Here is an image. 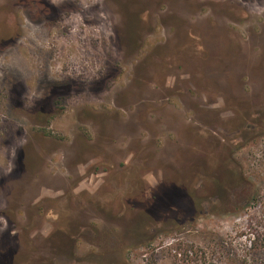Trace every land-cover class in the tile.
I'll use <instances>...</instances> for the list:
<instances>
[{
    "label": "rangeland",
    "instance_id": "374dc122",
    "mask_svg": "<svg viewBox=\"0 0 264 264\" xmlns=\"http://www.w3.org/2000/svg\"><path fill=\"white\" fill-rule=\"evenodd\" d=\"M8 16L0 264H264V0H0V40Z\"/></svg>",
    "mask_w": 264,
    "mask_h": 264
},
{
    "label": "flooded vegetation",
    "instance_id": "af4514ba",
    "mask_svg": "<svg viewBox=\"0 0 264 264\" xmlns=\"http://www.w3.org/2000/svg\"><path fill=\"white\" fill-rule=\"evenodd\" d=\"M48 7L49 6L47 5V8ZM50 7L53 8V5H51ZM32 10L34 11V13H36L35 14L36 16L34 18H36L37 20L34 19L31 23L37 24V23H40L41 20H42L41 22L46 23V24L48 22L54 23L53 21L49 20L50 17L48 16V14L50 13L51 9L47 10L46 7L43 5V3H42V5L34 6ZM141 19H142V15L139 14L136 17V22L141 21ZM8 20H10L9 21V26H8V28L10 30H7L6 36L1 38V40H0V51L6 50L5 48H7L8 46H11L13 44V42L15 41V39L19 38V32H18V27H17L18 23L15 20H11V16H8ZM48 25H49V23H48ZM3 35H5V33H3L0 36H3ZM136 40H137V42L135 41V46L138 44V40L139 39H136ZM127 46H128V49L131 48L129 40H128ZM135 46H133V48ZM64 93L65 92H62V94H64ZM52 96L59 97L61 95L60 94H56V93H54L52 91L51 95L48 98H46V100L49 102V100L52 99ZM56 102H57V100H56Z\"/></svg>",
    "mask_w": 264,
    "mask_h": 264
},
{
    "label": "trees",
    "instance_id": "16d2710c",
    "mask_svg": "<svg viewBox=\"0 0 264 264\" xmlns=\"http://www.w3.org/2000/svg\"><path fill=\"white\" fill-rule=\"evenodd\" d=\"M228 178H229V177H228ZM230 182L232 183V181H231V180H229L227 183H230ZM76 260H77V259H76ZM32 262H33V261H32ZM32 262H28V261H27V263H25V264H31ZM78 262H79V261H78ZM78 262H77V263H78ZM33 263H35V262H33ZM19 264H22V263H19ZM40 264H42V261H41V263H40Z\"/></svg>",
    "mask_w": 264,
    "mask_h": 264
}]
</instances>
